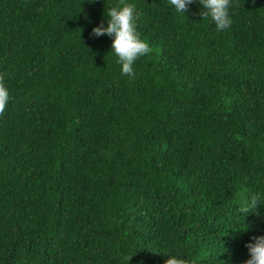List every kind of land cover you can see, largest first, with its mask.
Instances as JSON below:
<instances>
[{
  "label": "trees",
  "instance_id": "trees-1",
  "mask_svg": "<svg viewBox=\"0 0 264 264\" xmlns=\"http://www.w3.org/2000/svg\"><path fill=\"white\" fill-rule=\"evenodd\" d=\"M135 5L151 52L122 75L119 0H0V264H246L264 236V0L217 31L193 0Z\"/></svg>",
  "mask_w": 264,
  "mask_h": 264
},
{
  "label": "clouds",
  "instance_id": "clouds-1",
  "mask_svg": "<svg viewBox=\"0 0 264 264\" xmlns=\"http://www.w3.org/2000/svg\"><path fill=\"white\" fill-rule=\"evenodd\" d=\"M175 10L184 14L193 0H168ZM204 11L200 13L203 19L211 17L215 23L217 31H225L230 28L232 19L229 8L232 6V0H199ZM107 27L102 22L98 27L93 29L92 35L100 37L108 35L113 37L112 52L118 57L117 63L120 64L122 75L134 77L133 64L141 56L148 55L151 52L149 44L141 38L137 31L138 14L135 5L127 3L126 0H119L117 6L107 10ZM9 91L5 84V74L0 73V116L4 115L9 103ZM264 198L259 193H252L245 197L238 214L245 217L249 213H255L260 205V200ZM253 242L247 243L250 259L246 264H264V236H254ZM165 264H190L187 259L177 256H169Z\"/></svg>",
  "mask_w": 264,
  "mask_h": 264
}]
</instances>
